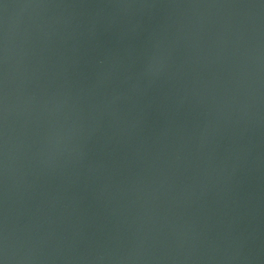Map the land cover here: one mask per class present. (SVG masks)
<instances>
[{
	"label": "water",
	"instance_id": "obj_1",
	"mask_svg": "<svg viewBox=\"0 0 264 264\" xmlns=\"http://www.w3.org/2000/svg\"><path fill=\"white\" fill-rule=\"evenodd\" d=\"M4 257L264 264V0H0Z\"/></svg>",
	"mask_w": 264,
	"mask_h": 264
},
{
	"label": "clouds",
	"instance_id": "obj_2",
	"mask_svg": "<svg viewBox=\"0 0 264 264\" xmlns=\"http://www.w3.org/2000/svg\"><path fill=\"white\" fill-rule=\"evenodd\" d=\"M151 69H150V67H149V69H148V71H150ZM6 257H4V258H0V261H2V264H6Z\"/></svg>",
	"mask_w": 264,
	"mask_h": 264
},
{
	"label": "snow or ice",
	"instance_id": "obj_3",
	"mask_svg": "<svg viewBox=\"0 0 264 264\" xmlns=\"http://www.w3.org/2000/svg\"><path fill=\"white\" fill-rule=\"evenodd\" d=\"M0 264H2V261H0Z\"/></svg>",
	"mask_w": 264,
	"mask_h": 264
}]
</instances>
